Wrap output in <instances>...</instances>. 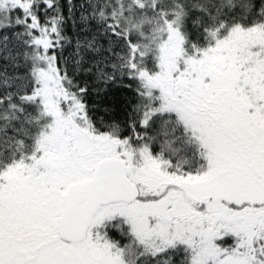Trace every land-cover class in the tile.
Listing matches in <instances>:
<instances>
[{
    "label": "snow or ice",
    "instance_id": "6c2138e0",
    "mask_svg": "<svg viewBox=\"0 0 264 264\" xmlns=\"http://www.w3.org/2000/svg\"><path fill=\"white\" fill-rule=\"evenodd\" d=\"M0 264H264V0H0Z\"/></svg>",
    "mask_w": 264,
    "mask_h": 264
}]
</instances>
